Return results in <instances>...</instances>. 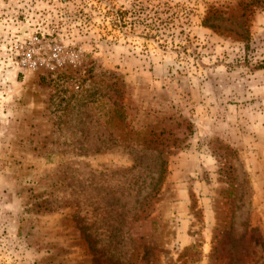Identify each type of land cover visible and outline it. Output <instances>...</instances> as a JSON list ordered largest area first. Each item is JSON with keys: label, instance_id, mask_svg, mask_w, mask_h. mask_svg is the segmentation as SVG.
<instances>
[{"label": "rangeland", "instance_id": "rangeland-1", "mask_svg": "<svg viewBox=\"0 0 264 264\" xmlns=\"http://www.w3.org/2000/svg\"><path fill=\"white\" fill-rule=\"evenodd\" d=\"M261 63L264 0H0V264H264Z\"/></svg>", "mask_w": 264, "mask_h": 264}, {"label": "trees", "instance_id": "trees-1", "mask_svg": "<svg viewBox=\"0 0 264 264\" xmlns=\"http://www.w3.org/2000/svg\"><path fill=\"white\" fill-rule=\"evenodd\" d=\"M259 69L264 68V63H261L260 65H257ZM79 229H80V233L82 234V236L85 238L88 246L90 247L92 253L95 256V260L97 261H101V254L99 249L95 248V240L91 237L90 234H88L85 229L82 228V226L80 225V223H77Z\"/></svg>", "mask_w": 264, "mask_h": 264}]
</instances>
